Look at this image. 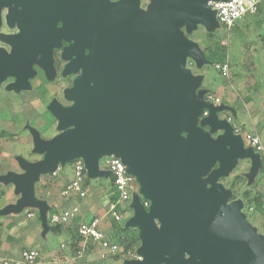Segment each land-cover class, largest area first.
<instances>
[{"label": "water", "instance_id": "water-1", "mask_svg": "<svg viewBox=\"0 0 264 264\" xmlns=\"http://www.w3.org/2000/svg\"><path fill=\"white\" fill-rule=\"evenodd\" d=\"M136 1L116 7L125 23L89 48L82 60L89 75L67 92L73 105L51 107L59 134L41 142L31 131L42 158H17L22 173L0 176L19 195L0 215L34 207L46 230L47 206L34 197L40 177L80 160L88 178H107L98 164L112 156L139 186L125 227L138 231L140 245L123 264H264V237L245 220L243 204L226 205L229 192L217 182L248 157L255 176L259 156L218 117L226 107L196 94L201 77L185 69L186 58L197 65L205 58L180 29L212 31L217 21L208 3L225 0H151L145 12L136 11Z\"/></svg>", "mask_w": 264, "mask_h": 264}, {"label": "flooded vegetation", "instance_id": "flooded-vegetation-1", "mask_svg": "<svg viewBox=\"0 0 264 264\" xmlns=\"http://www.w3.org/2000/svg\"><path fill=\"white\" fill-rule=\"evenodd\" d=\"M124 1L0 0V158L3 144L7 143L12 145L13 158L18 121H25L28 112L39 113L35 119L41 121L42 132L54 130L55 136L59 134L51 107L66 109L73 105L74 101L67 99V92L76 83L80 85L83 75H89L83 70L82 60L90 53V47L103 43L105 33L112 34L114 26L125 23L124 15L114 10ZM146 8L145 0L136 1V11L145 12ZM110 42L116 44L117 39ZM21 127L30 135L33 147L31 131L37 133L38 129L26 124ZM18 157L22 158L16 156L15 160ZM8 160L0 162V169L7 168L4 175L13 173V163ZM235 169L228 174L230 181L239 176L233 175ZM220 184L229 192L226 205L240 202L244 208L241 197L235 196L237 187ZM253 184L246 189L252 194ZM245 220L248 222L246 215Z\"/></svg>", "mask_w": 264, "mask_h": 264}, {"label": "rangeland", "instance_id": "rangeland-1", "mask_svg": "<svg viewBox=\"0 0 264 264\" xmlns=\"http://www.w3.org/2000/svg\"><path fill=\"white\" fill-rule=\"evenodd\" d=\"M151 2V0H145L147 5ZM262 8L263 10L259 17L257 16L253 20L251 18L237 20L229 30L217 23L212 31H208L204 25L197 24L190 31L182 27L180 32L185 39L198 47L205 58V62L202 65H197L190 58L185 59V69L189 71L190 75L201 77V85L196 90V94H200L203 97L209 95L213 98H219L220 104L217 106L226 107V110L218 113V117L220 119L229 118V123L233 125L234 130L240 137L244 134H255L259 136L264 145V6ZM206 33H212L215 40L220 38L221 45L225 47L226 61L229 66V75L227 77L221 76L214 69V64L208 61L204 55L203 48L205 43L203 37ZM38 114L37 112H28L25 121L19 119L16 131L17 138L13 139V158L10 154L12 153V145L3 144L0 162L7 163L9 162L8 159H10V162L13 163L12 170L15 173L22 172L16 163V156L25 157L31 163L42 158V155L33 151L34 147H32L31 137L21 127L23 124L35 130L38 129L35 134L38 135L41 142L48 141L55 136L53 133L56 131L54 130L42 132L41 121L35 119ZM7 139L10 140V137ZM243 147L245 149L249 148L244 143ZM251 166L252 159L248 157L247 159L239 160L238 165L234 167L236 169L233 171V175L242 176L246 180V184L241 185V191L249 189L256 180ZM98 168L100 171L105 172L104 159L99 161ZM6 171L7 168H1L0 176H3ZM229 177L225 178V181H230ZM55 179L56 182H59L63 178L58 179V176L54 177V175H51L48 181L54 184ZM99 179L101 182L106 183L107 178L99 177ZM135 185L139 189L136 181ZM61 186L58 185V188L61 189ZM39 187L37 186L36 196L42 199L44 197H42ZM13 189L14 187L11 184L4 185L0 183V210L16 203L18 196L14 194ZM256 192L263 195L262 206L258 207L254 213L245 209H243V213L256 233L264 236V177L257 182L254 193ZM136 193L138 194V190ZM35 211L32 208H26L18 214L8 213L0 215V264H3L4 260L14 259V255H17L18 252L29 249L37 251L39 255L37 260L46 261L43 264L55 263L61 259L57 247H54L52 243L44 245V242L41 241L39 233L41 226L37 221L38 215ZM27 213H34V217H27ZM128 219L127 216L123 217L122 222H124V225ZM50 236L49 234L48 237ZM52 240V242L59 243L55 236ZM46 245L51 250H47ZM136 251L137 249L135 253ZM123 261L108 257L88 264H123ZM75 263L87 264L83 258L76 260Z\"/></svg>", "mask_w": 264, "mask_h": 264}, {"label": "built area", "instance_id": "built-area-1", "mask_svg": "<svg viewBox=\"0 0 264 264\" xmlns=\"http://www.w3.org/2000/svg\"><path fill=\"white\" fill-rule=\"evenodd\" d=\"M262 3H264V0H225L210 2L208 6L214 11L217 23L230 29L237 20L247 15L255 14ZM214 69L223 77L229 75L228 63H216L214 64ZM204 100L214 106L220 104V100L217 97L213 98L208 95L205 96ZM206 116L207 110H203L201 117ZM235 133L238 134L236 131ZM241 137L242 142L259 156L261 162H264V145L259 136L255 134H244ZM104 164L112 178L113 191L116 196V200L111 205V217L115 222L120 223L123 214L128 213L127 210L130 208L132 196L138 189L135 185V178L127 173L126 166L119 159L112 156L104 158ZM59 169L60 166L57 167L52 175H56ZM84 171L83 163L80 160L75 161L71 171L72 179L62 190V196L69 198L76 197L78 199H83L85 197V192L82 187L84 182ZM142 204L144 207L148 206V203L145 201H142ZM122 211H124V213H122ZM78 213L79 210L75 206L64 209L60 213L51 214L49 223L53 226L67 225L76 218ZM27 217H30V215H27ZM75 230L79 238L96 248L101 260L118 254V244L105 236L97 219L81 222L77 225ZM81 252L82 251H78L77 255H80ZM36 258L37 252L33 249H29L21 253L20 259L4 260L3 264H35ZM134 258H136V255H134L133 259Z\"/></svg>", "mask_w": 264, "mask_h": 264}, {"label": "crops", "instance_id": "crops-1", "mask_svg": "<svg viewBox=\"0 0 264 264\" xmlns=\"http://www.w3.org/2000/svg\"><path fill=\"white\" fill-rule=\"evenodd\" d=\"M263 6L264 5L262 3L259 6L255 14L247 15V17H244V18H251V20H253L255 17L257 16L259 17V15L261 14L263 10L262 8ZM252 128H254V126H252ZM23 160L27 161L26 159H23ZM16 163L18 165L17 159H16ZM73 165L74 163H68L64 166H60L59 171H57L56 175H54V177L58 176V179L63 178L64 180L62 179V180H59V182H56V179H55V183L51 184L48 181L49 175H50L49 174V175L41 176L39 181L35 183L34 185V197L39 201H43L47 206V212H46L47 228L46 230H42L43 226L40 220L38 209L34 207H30L33 210H36L35 213H37L38 215L37 221L39 222V225L41 226L40 227L41 231H39L41 241L44 242V245L46 243H52L54 247H57L60 253L61 259L56 261L55 262L56 264H76L75 261L78 259H82V258L85 260L87 264L92 263L93 261H97V260L99 261L100 258L98 256V252L96 248L84 242L82 239H81L82 241H80L78 245V247L80 248V251H82L81 254L77 256H74L73 254L72 249L73 247H75L73 245H74L75 239L77 238V236L75 237L74 233H75V229L77 225L81 222L89 221L92 219H97L99 222V226L103 230L106 237L110 239V238H113V235H114L113 226L115 222L113 221L111 217L110 210H111V205L113 203L111 197L114 196L115 193L110 185L111 176L107 177L106 183L101 182L99 178L91 179L89 186H87L88 188L83 189V191L85 192V197L83 199H78L76 197H71V198L64 197L61 195V192L64 189V187L67 185V183H69L70 180L72 179L71 171H72ZM105 171L108 172L107 169ZM58 185H62L61 189L58 188ZM37 186H40L39 187L40 193L42 197H44L42 199L36 196ZM17 196L19 199V195ZM73 206L77 207L79 210V213L76 216V218L71 223L67 225H62L59 229H57V231H52L53 225H51L48 221L50 215L54 213H60L64 209H67ZM15 214H18V213H15ZM27 215H30V218L34 217V213H27ZM131 215H132V211L128 212L127 214H123V217L127 216L128 218H130ZM118 225L125 227L124 222H122V220L120 223H118ZM131 229L135 230L134 228H131ZM49 234L51 235L50 237H48ZM54 236L57 237V239L59 240V243L52 242L53 241L52 238ZM46 247H47V250H51L49 246L46 245ZM38 256L39 255L37 253V258ZM37 258H36L35 264H43L46 262L45 260L39 261L37 260ZM55 263H50V264H55Z\"/></svg>", "mask_w": 264, "mask_h": 264}, {"label": "trees", "instance_id": "trees-1", "mask_svg": "<svg viewBox=\"0 0 264 264\" xmlns=\"http://www.w3.org/2000/svg\"><path fill=\"white\" fill-rule=\"evenodd\" d=\"M222 27L226 28L224 26H222ZM203 41L205 43V46L203 48L204 55L208 61H210L212 64L227 63L226 56H225V47L223 45H221L220 38L215 40L213 38L212 33H206L203 37ZM214 96H216V95H214ZM204 98H205V96H204ZM74 162L75 161H73L72 163H74ZM51 175L52 174H50L49 176H51ZM83 175H84V182H83L82 187H83V189H85V188H88L87 186H89L91 180L88 179L85 171L83 172ZM263 177H264V162H261V167L259 168L258 173L256 175V180L254 181L255 183L253 182L255 187L257 185V182ZM220 183H222L224 185H228L232 189H235L237 187L235 196L241 197V199L244 203L243 209H245L246 211L254 213L257 211L258 207L262 206L263 195L261 193L256 192V193L252 194V192L250 190H244V191H242V193L240 195L238 194V191H237L238 188L241 187V185L246 184V180L242 176H237L234 179H232L231 181H225V179H220ZM110 185L113 189L112 178H111V184ZM111 199H112V202H114L116 200V196L115 195L112 196ZM127 211L131 212L130 209H128ZM122 213H124V211H122ZM61 226L62 225L53 226L52 231H57V229H59ZM0 229H1V226H0ZM113 231H114L113 238H110V239L118 244L119 252H118V254L112 256V258L114 260L133 259L134 255H135V250L140 245V241L138 238V231L136 229L133 230L131 228L119 226L117 222L114 223ZM74 235H75V237L77 236L76 230H75ZM80 241H82L81 238H79L77 236V238L75 239L74 245H73L75 247L72 246L73 247L72 251H73L74 256H77V252L80 251V248L78 247ZM22 252L23 251H20V252H18L17 255H14L13 260L20 259ZM35 263H36V260H35Z\"/></svg>", "mask_w": 264, "mask_h": 264}]
</instances>
